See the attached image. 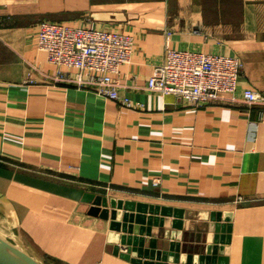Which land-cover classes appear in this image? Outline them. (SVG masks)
Instances as JSON below:
<instances>
[{
    "label": "crops",
    "instance_id": "0c3cea01",
    "mask_svg": "<svg viewBox=\"0 0 264 264\" xmlns=\"http://www.w3.org/2000/svg\"><path fill=\"white\" fill-rule=\"evenodd\" d=\"M43 20L134 34L117 79L139 105L59 78ZM168 31L172 47L241 57L238 89L203 106L150 89ZM247 87L264 93V0H0V233L43 264H135L90 213L94 193L184 210L168 227L183 253L220 217L223 264H264V102Z\"/></svg>",
    "mask_w": 264,
    "mask_h": 264
},
{
    "label": "built area",
    "instance_id": "2783aa9c",
    "mask_svg": "<svg viewBox=\"0 0 264 264\" xmlns=\"http://www.w3.org/2000/svg\"><path fill=\"white\" fill-rule=\"evenodd\" d=\"M167 32L165 59L154 64L148 87L162 93H174L194 106H203L223 93L239 87L243 60L237 55L175 48ZM38 45L46 50L48 61L58 65L59 78L77 83H90L97 92L118 99L127 106H138L118 86L120 65L131 59L135 35L126 31L92 26L72 25L63 21L43 20ZM61 67H68L65 71ZM70 69H77L72 77ZM85 76L87 78H85ZM29 81H34L31 76ZM244 97L251 102H264V93L247 87ZM160 179L156 178L155 183Z\"/></svg>",
    "mask_w": 264,
    "mask_h": 264
},
{
    "label": "water",
    "instance_id": "95a60500",
    "mask_svg": "<svg viewBox=\"0 0 264 264\" xmlns=\"http://www.w3.org/2000/svg\"><path fill=\"white\" fill-rule=\"evenodd\" d=\"M84 200L92 202L90 213L110 218V239L116 242L115 253L135 264H223L219 253L231 238L230 225L220 217L210 224L215 231L213 242L203 251L183 253L176 230L183 225L184 210H171L160 204L131 199H108L107 196L86 193ZM110 201L112 206L110 205ZM174 216L173 220L170 219ZM225 220H230L225 216ZM167 227V228H165ZM228 227V228H227ZM0 264H43L30 253L0 234Z\"/></svg>",
    "mask_w": 264,
    "mask_h": 264
},
{
    "label": "rangeland",
    "instance_id": "374dc122",
    "mask_svg": "<svg viewBox=\"0 0 264 264\" xmlns=\"http://www.w3.org/2000/svg\"><path fill=\"white\" fill-rule=\"evenodd\" d=\"M1 234V233H0ZM1 235H3V234H1Z\"/></svg>",
    "mask_w": 264,
    "mask_h": 264
}]
</instances>
